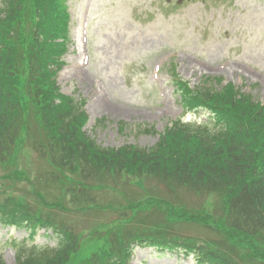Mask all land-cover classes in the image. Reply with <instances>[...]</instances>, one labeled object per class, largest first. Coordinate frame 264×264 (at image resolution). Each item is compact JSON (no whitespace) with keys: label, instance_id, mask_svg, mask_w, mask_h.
Listing matches in <instances>:
<instances>
[{"label":"rangeland","instance_id":"obj_1","mask_svg":"<svg viewBox=\"0 0 264 264\" xmlns=\"http://www.w3.org/2000/svg\"><path fill=\"white\" fill-rule=\"evenodd\" d=\"M165 1L70 0L68 4L72 46L57 81L63 93L86 100V132L103 147L130 144L150 148L158 138L143 133L145 129L153 128L157 134L179 117L185 121L195 118L182 113L178 96L173 93L169 82L173 67L179 77L192 85L220 78L222 84L231 82L264 103V0H183L179 6L177 0L169 4ZM100 119L104 122L96 126ZM118 123L125 125L122 132ZM29 158L30 163L20 153L11 162L33 171L34 155L31 153ZM113 178L105 175L96 185L111 188L123 183L121 178ZM122 178L124 183L129 181ZM140 183L147 189L163 190L162 184L153 179ZM6 186L7 191L23 196L22 200L36 210L24 181L7 182ZM96 188L99 190L87 194L100 210L76 213L66 195L63 202L59 199L63 209L50 211L52 222L77 225L79 231L88 230L93 223L116 221L118 213L110 209L116 198L109 191ZM39 190L49 202L57 201L61 194L59 186ZM121 190L128 195L137 189L130 186L127 191L123 186ZM175 194L192 211L201 207L202 199L192 191L175 188ZM206 202L211 206L206 208L208 213L221 214L220 200L211 197ZM37 209L47 213L41 206ZM158 220L161 221L145 219L138 224L132 221L124 229L128 234L134 231L150 235L161 224L167 239L179 236L210 241L220 257L237 264H258L264 259V232L231 243L221 234L196 224L171 223L169 218ZM7 231L0 229V255L6 264H13L14 250L4 243L9 237L18 239L23 235L13 231L9 236ZM35 243L44 241L36 238ZM87 246L96 249L94 242ZM192 260L175 254L161 256L154 249H135L131 264H195Z\"/></svg>","mask_w":264,"mask_h":264},{"label":"trees","instance_id":"obj_2","mask_svg":"<svg viewBox=\"0 0 264 264\" xmlns=\"http://www.w3.org/2000/svg\"><path fill=\"white\" fill-rule=\"evenodd\" d=\"M66 27L61 0H5L0 7V92L14 98L12 81L1 85L13 78L8 66L11 60L18 61L26 54L30 65L53 62L65 49ZM178 88L185 108L206 109L210 117L199 126L174 122L159 144L147 150L126 147L113 152L96 146L81 132L86 117L70 99L60 98L68 107H56L44 97L45 116L53 114L54 127L62 121L65 129L71 128L58 138L69 153L70 169L78 166L84 171L103 165L117 172L125 170L136 176L174 181L196 193H219L226 198L231 228L244 236L257 235L264 230V106L237 93L231 85L220 90L193 91L179 83ZM45 91L50 96L55 93L48 84ZM18 110L17 103L0 107L1 150L4 136L13 137L22 124ZM58 111L64 115L57 118ZM58 160L66 163L61 157ZM33 220L31 217L23 224L34 229L38 221ZM58 234L56 248L22 249L15 264H67L77 251V240L63 227ZM118 244L111 253L92 257L88 264H126L127 250ZM204 252L203 263L233 264Z\"/></svg>","mask_w":264,"mask_h":264}]
</instances>
